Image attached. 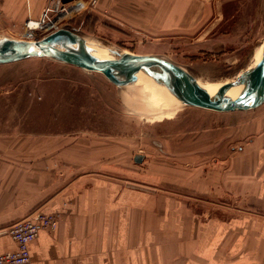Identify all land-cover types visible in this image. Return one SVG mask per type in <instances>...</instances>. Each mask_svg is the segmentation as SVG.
Here are the masks:
<instances>
[{
	"label": "crops",
	"instance_id": "crops-1",
	"mask_svg": "<svg viewBox=\"0 0 264 264\" xmlns=\"http://www.w3.org/2000/svg\"><path fill=\"white\" fill-rule=\"evenodd\" d=\"M47 1L0 0V31L36 18ZM95 6L114 30L168 37L140 54L176 47L196 59L226 55L221 18L207 14V0ZM191 135L170 151L185 160L155 163L152 180L90 164H37L31 147L0 145V253L15 248L3 228L39 210L56 213L57 226L30 242L27 264H264V127L212 159L222 152L218 136Z\"/></svg>",
	"mask_w": 264,
	"mask_h": 264
},
{
	"label": "rangeland",
	"instance_id": "rangeland-1",
	"mask_svg": "<svg viewBox=\"0 0 264 264\" xmlns=\"http://www.w3.org/2000/svg\"><path fill=\"white\" fill-rule=\"evenodd\" d=\"M95 1L90 0L86 10L69 20L89 41L140 54L157 46L159 38H168L114 30L105 22V11L95 8ZM207 1L210 12L206 13L221 18L219 29L225 34L217 40L228 47L224 50L226 55H203L196 59L176 47L157 55L179 64L214 92L260 59L264 0ZM15 28L3 29L0 35L16 38ZM95 51L102 57H116ZM159 85L151 78H142L118 87L99 73L48 57L0 64V145L31 147L37 164H90L106 167L117 175L152 180L155 163L185 160L171 157V147L190 143L192 133L207 129L211 138L218 136L222 152L210 154L212 159L218 153L222 157L239 136L245 139L253 128L264 127V103L251 110L220 113L181 103L163 106L158 101ZM227 91L224 96L234 95ZM61 145L65 150L60 153ZM136 153L144 155L139 163L133 160Z\"/></svg>",
	"mask_w": 264,
	"mask_h": 264
},
{
	"label": "water",
	"instance_id": "water-1",
	"mask_svg": "<svg viewBox=\"0 0 264 264\" xmlns=\"http://www.w3.org/2000/svg\"><path fill=\"white\" fill-rule=\"evenodd\" d=\"M261 45L258 62L234 79L223 82L212 94L188 70L164 56L110 48L89 41L66 26L34 40L0 35V64L29 57H48L99 73L118 87L133 84V77L142 70L181 104L220 113L251 110L264 103V40ZM96 49L116 57L97 56ZM235 85H243L240 92L235 97L224 96L223 93ZM143 157V154L136 153L133 160L139 163Z\"/></svg>",
	"mask_w": 264,
	"mask_h": 264
},
{
	"label": "built area",
	"instance_id": "built-area-1",
	"mask_svg": "<svg viewBox=\"0 0 264 264\" xmlns=\"http://www.w3.org/2000/svg\"><path fill=\"white\" fill-rule=\"evenodd\" d=\"M90 0H49L36 18L28 16L13 30L16 38L39 39L60 27H68V21L86 10ZM15 38V37H14ZM56 213L32 211L3 228L15 242V248L0 253V264H27L31 260L29 244L42 229L54 230Z\"/></svg>",
	"mask_w": 264,
	"mask_h": 264
},
{
	"label": "bare ground",
	"instance_id": "bare-ground-1",
	"mask_svg": "<svg viewBox=\"0 0 264 264\" xmlns=\"http://www.w3.org/2000/svg\"><path fill=\"white\" fill-rule=\"evenodd\" d=\"M95 55L98 56L99 54H96L95 51ZM133 78H134V83H136L138 79L150 78V77L142 70H138L135 77ZM196 81L202 84V86L205 87L207 92L211 94L213 93L212 88L207 87L204 83L200 82L198 79ZM242 86L240 85V87L239 86L231 87L227 92L231 93L230 95L234 94L236 96L242 89ZM157 90H158V101L160 105L172 107L180 103L163 85H159ZM234 95L232 97H235Z\"/></svg>",
	"mask_w": 264,
	"mask_h": 264
},
{
	"label": "trees",
	"instance_id": "trees-1",
	"mask_svg": "<svg viewBox=\"0 0 264 264\" xmlns=\"http://www.w3.org/2000/svg\"><path fill=\"white\" fill-rule=\"evenodd\" d=\"M66 1V0H65Z\"/></svg>",
	"mask_w": 264,
	"mask_h": 264
}]
</instances>
